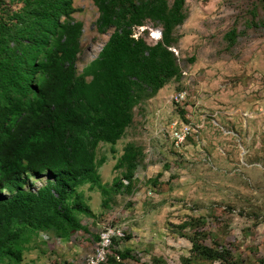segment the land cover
<instances>
[{"label":"rangeland","instance_id":"374dc122","mask_svg":"<svg viewBox=\"0 0 264 264\" xmlns=\"http://www.w3.org/2000/svg\"><path fill=\"white\" fill-rule=\"evenodd\" d=\"M74 8V18L83 23L76 62L81 73L112 31L98 32L92 1L74 0ZM187 9L179 46L173 48L181 80L134 109V122L115 153L109 144L97 151V158L107 160L98 169L101 184L110 188L115 178H123L114 167L125 146L142 147L145 158L133 191L106 197L98 186H81L88 209L79 215L82 229L67 237L53 228L23 230L15 244L21 261L3 255L0 264H88L108 226L121 229L124 237L113 241L107 256L130 250L134 258L119 260L123 264H182L192 239L220 244L238 264H264V0H187ZM234 27L238 36L230 46L226 34ZM154 31L161 33L148 22L135 36L155 44ZM182 91L185 101L172 102ZM174 123L192 128L181 146L171 137ZM28 178L25 188L33 191L50 181L48 174Z\"/></svg>","mask_w":264,"mask_h":264},{"label":"trees","instance_id":"16d2710c","mask_svg":"<svg viewBox=\"0 0 264 264\" xmlns=\"http://www.w3.org/2000/svg\"><path fill=\"white\" fill-rule=\"evenodd\" d=\"M90 1L99 12L98 32L112 33L79 73L83 23L74 18V0H0V256L21 261L15 244L23 230L53 228L67 237L82 229L79 215L88 209L78 188L87 183L106 197L131 193L142 147L125 146L114 167L123 178L110 188L101 184L98 169L107 160L97 158L98 148L109 144L115 153L134 109L182 78L171 49L189 16L187 0ZM148 22L161 29L155 44L134 37ZM237 36L236 27L226 34L230 46ZM43 174L50 177L46 185L25 188L29 175ZM191 242L182 264L239 263L216 242ZM128 259H134L130 250H115L107 264Z\"/></svg>","mask_w":264,"mask_h":264},{"label":"built area","instance_id":"2783aa9c","mask_svg":"<svg viewBox=\"0 0 264 264\" xmlns=\"http://www.w3.org/2000/svg\"><path fill=\"white\" fill-rule=\"evenodd\" d=\"M134 37L138 38L137 36ZM158 40H161V34ZM171 50L175 52L173 48ZM186 95L187 94L185 91L178 92L172 95L171 101L174 102L175 104H180L185 101ZM171 130H172L171 137L176 146L183 145L192 132L191 126L186 123H182L180 125L174 123L171 126ZM123 182L127 183L124 179ZM121 237H124V234L121 231V229L115 226H108L104 228L101 234L99 235V247L97 248V254L95 258H93L88 264H102L103 262H106L108 257L107 254L110 246L112 245L115 239Z\"/></svg>","mask_w":264,"mask_h":264},{"label":"bare ground","instance_id":"6f19581e","mask_svg":"<svg viewBox=\"0 0 264 264\" xmlns=\"http://www.w3.org/2000/svg\"><path fill=\"white\" fill-rule=\"evenodd\" d=\"M159 34H160L159 32H158V34H157V33L154 31V34H153L152 37H153L154 39H159Z\"/></svg>","mask_w":264,"mask_h":264},{"label":"clouds","instance_id":"9594fccd","mask_svg":"<svg viewBox=\"0 0 264 264\" xmlns=\"http://www.w3.org/2000/svg\"><path fill=\"white\" fill-rule=\"evenodd\" d=\"M161 34V33H160ZM162 36V35H161ZM159 38H160V36H159Z\"/></svg>","mask_w":264,"mask_h":264}]
</instances>
